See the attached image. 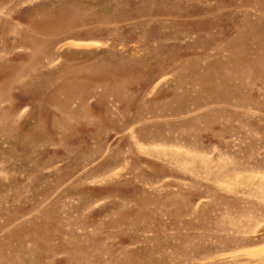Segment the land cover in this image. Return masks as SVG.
<instances>
[{"label":"rangeland","instance_id":"1","mask_svg":"<svg viewBox=\"0 0 264 264\" xmlns=\"http://www.w3.org/2000/svg\"><path fill=\"white\" fill-rule=\"evenodd\" d=\"M0 264H264V0H0Z\"/></svg>","mask_w":264,"mask_h":264}]
</instances>
